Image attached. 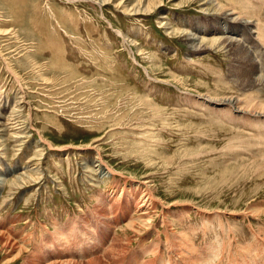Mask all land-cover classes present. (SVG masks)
Masks as SVG:
<instances>
[{
  "label": "rangeland",
  "instance_id": "374dc122",
  "mask_svg": "<svg viewBox=\"0 0 264 264\" xmlns=\"http://www.w3.org/2000/svg\"><path fill=\"white\" fill-rule=\"evenodd\" d=\"M260 1L0 0V264H264Z\"/></svg>",
  "mask_w": 264,
  "mask_h": 264
},
{
  "label": "bare ground",
  "instance_id": "6f19581e",
  "mask_svg": "<svg viewBox=\"0 0 264 264\" xmlns=\"http://www.w3.org/2000/svg\"><path fill=\"white\" fill-rule=\"evenodd\" d=\"M260 1V0H259ZM260 4H264V0H261L260 1ZM221 5L220 4H218V8L219 9H221L222 8V6L220 7ZM243 6V5H242ZM227 8V7H226ZM149 9V8H148ZM233 11H235V10H233ZM240 12V11H239ZM223 13V12H222ZM232 12H230V13H228V14H231ZM236 13V12H235ZM228 14H226V13H224V18H223V21H224V23L223 24H221V26H219V27H217L218 28V30L216 29L215 31H216V33H217V31L218 32H221L219 35H220V38H218V39H222L224 42H227V44H231L233 41L235 42V41H242L241 39H252V41L254 40V41H256V44H261V46L262 47H264V22H260L259 20H255L254 22L255 23H252V24H249L248 25V27L247 26H243L244 27V29H242V31H237L236 32V29L233 27V26H231V25H229V23L227 22L228 20H230L229 19V17H226ZM248 14H249V12H248ZM245 16V15H244ZM239 17H240V15H239ZM230 18H231V16H230ZM237 18H238V16H237ZM225 19V20H224ZM233 19V18H232ZM239 19V18H238ZM245 20V19H244ZM242 21L241 20V18H240V24H246V22H248V20L247 21ZM226 21V22H225ZM235 21V20H234ZM236 22V21H235ZM250 22V21H249ZM247 25V24H246ZM244 30H246L247 31V34H244V35H246V37L244 38V36H243V38H238V37H240V34L241 33H244ZM249 33V34H248ZM253 33L255 34V36H251V35H253ZM189 34V33H188ZM191 34V33H190ZM236 35V36H235ZM189 37V39L191 40V41H195V40H197L196 39V37H195V33H193V35H189L188 36ZM188 37H187V39H188ZM193 39H195V40H193ZM201 39H203V38H200V40ZM217 38H214V40L216 41V40H218ZM251 41V40H250ZM248 43H249V41H248ZM240 44V43H239ZM244 44V43H243ZM200 45V44H199ZM242 45V44H241ZM248 46H249V44H248ZM245 47V46H244ZM252 49L254 48L253 46L251 47ZM254 50H257V48L256 49H254ZM260 50V49H259ZM258 51V50H257ZM263 51V50H262ZM264 53V52H263ZM254 55V54H253ZM263 61H264V58H263ZM247 94V93H246ZM245 94V95H246ZM202 97V96H201ZM255 97H257V96H255ZM207 98H209V97H207ZM255 99H257V98H255ZM207 100V99H206ZM247 100V99H246ZM18 101V100H17ZM20 101V100H19ZM213 101V100H212ZM203 102V101H202ZM236 102H239L238 100H235L234 102H232L231 100H219L218 99V102H213L214 104H222V105H231V107H233L232 105V103H234V106H235V112H240L241 114H246V115H248V116H250L251 118H256V119H260L261 120V122H258L259 120H251V121H253V123L252 124H256V123H262L261 124V126L260 127H258V125H252V126H254V127H257V128H261V129H264V104H262V103H264V102H262V103H260V102H256L255 103V106L257 107L256 108V111H251L252 113H247L246 111V109H244V108H242L241 106H236ZM242 102V101H241ZM245 102V101H244ZM249 102V101H248ZM14 103H16L15 101H14ZM202 104V103H201ZM246 104V103H245ZM13 105V104H12ZM16 105H18V104H16ZM13 106H15V105H13ZM246 106H247V104H246ZM243 107H244V105H243ZM250 107V106H249ZM212 108V107H211ZM248 108V107H247ZM230 109H232V108H230ZM233 109V110H234ZM228 110V109H227ZM228 111H230L231 112V110H228ZM223 113V112H222ZM226 114V113H225ZM223 115V114H222ZM227 115V114H226ZM218 116V115H217ZM228 116V115H227ZM242 116V115H241ZM241 116H239V117H241ZM249 117V118H250ZM243 119V118H242ZM3 123H5V122H3ZM3 123H1L0 125H2L3 126ZM250 124V123H249ZM244 125V124H243ZM259 130V129H258ZM261 134V133H260ZM256 137V136H255ZM261 138V137H260ZM260 138H258V139H260ZM257 139V140H258ZM262 139V138H261ZM260 139V140H261ZM253 141H254V139H253ZM263 141V140H262ZM258 142V141H257ZM261 142V141H260ZM248 143V142H247ZM259 143V142H258ZM229 144V143H228ZM264 144V143H263ZM223 150V149H222ZM234 150V149H233ZM263 152H264V150H263ZM264 154V153H263ZM260 157V156H259ZM257 158V157H256ZM255 158V159H256ZM261 158V157H260ZM264 158V157H263ZM259 162V161H258ZM264 163V162H263ZM100 164H101V162H100ZM99 164V165H100ZM95 165H98V164H95ZM261 167V166H260ZM263 167V166H262ZM258 170V169H257ZM111 171L110 170H108V169H106V173H110ZM147 187V186H146ZM145 193V192H144ZM147 195H148V197H149V195H150V192H149V190H148V192L146 193ZM145 195V194H144ZM143 196V195H142ZM141 197V196H140ZM139 197V198H140ZM148 197H146L145 199H147ZM144 199V198H143ZM149 199V198H148ZM147 199V200H148ZM150 199H151V196H150ZM139 201V200H138ZM153 201V200H152ZM151 201V202H152ZM142 202V201H141ZM143 203V202H142ZM149 203H150V200H149ZM147 204V203H146ZM151 205V204H150ZM149 205V206H150ZM154 205V204H153ZM137 209V208H136ZM151 209V208H150ZM142 210V209H141ZM144 211V210H143ZM142 211V212H143ZM145 212V211H144ZM143 212V213H144ZM139 213V212H138ZM146 213V212H145ZM153 213V212H152ZM144 215V214H143ZM146 215V214H145ZM137 217V216H136ZM149 217V216H148ZM179 217V216H178ZM145 218V217H144ZM139 220V219H138ZM142 220V219H141ZM143 221V220H142ZM144 222V221H143ZM162 223V222H161ZM164 223V222H163ZM167 224V223H166ZM131 225V224H130ZM129 225V226H130ZM133 225V224H132ZM58 232V231H57ZM176 234H178V233H175V235ZM180 234V233H179ZM174 235V236H175ZM173 236V235H172ZM177 236V235H176ZM67 237V236H66ZM227 239V238H226ZM116 240V239H115ZM165 240V239H164ZM227 241V240H226ZM257 241V240H256ZM261 241H263V244H264V239H262ZM188 242H189V240H188ZM255 242V241H254ZM166 243V242H165ZM256 243V242H255ZM258 243V242H257ZM256 243V244H257ZM116 244V243H115ZM186 244V243H185ZM190 244V243H189ZM222 244V243H221ZM251 244V243H250ZM250 244H247V245H250ZM254 244V243H253ZM260 244V243H259ZM113 245V244H112ZM117 245V244H116ZM115 245V246H116ZM172 245V244H171ZM207 245V244H206ZM217 245V244H216ZM244 245V244H243ZM181 246V245H180ZM230 246V245H229ZM245 247H246V245H244ZM264 246V245H263ZM156 247V246H155ZM154 247V248H155ZM183 247V246H182ZM186 247V246H185ZM237 247V246H236ZM254 247V246H253ZM117 248V247H116ZM153 248V247H152ZM190 248L191 249H193L191 246H188V249H189V251H190ZM239 248H242V246L240 247V245H239V247H238V249ZM244 248V247H243ZM259 248V250H262L263 251V249H260V248H262V247H258ZM109 249V248H108ZM247 249H250L249 247L247 248ZM256 249V248H255ZM111 250H112V248H111ZM186 250V252H187V249H185ZM194 250H195V248H194ZM211 250H213V249H211ZM236 250H237V248H236ZM240 250V249H239ZM251 250V249H250ZM258 249H256V251H257ZM259 250H258V252H259ZM109 251V250H108ZM113 251V250H112ZM243 251H245L244 249L242 250V254L241 255H239L238 257V259H237V263L236 264H252V263H254L255 264V262L257 263V264H260V258H261V256H262V254H261V256L258 258V259H256V257H257V255L258 254H256L255 253V255H254V257H253V259L251 258V256L253 255V253H252V255H250V252L249 251H247V252H243ZM111 252V251H110ZM152 252V251H151ZM155 251H153V253H154ZM194 252V251H193ZM224 252V251H223ZM255 252V251H254ZM117 253V252H116ZM152 253V254H153ZM179 253V252H178ZM189 253V255L192 253H190V252H188ZM215 253V252H214ZM240 253H241V251H240ZM175 254V256H178V254L175 252L174 253ZM180 254V253H179ZM231 254V253H230ZM234 254V253H233ZM238 254V253H237ZM184 255V254H183ZM192 255V254H191ZM190 255V256H191ZM207 255V254H206ZM225 255V254H224ZM185 256H187V255H185ZM212 256V255H211ZM264 256V255H263ZM215 257V256H214ZM230 257V256H229ZM236 257V256H235ZM173 258H175V257H173ZM187 258H188V256H187ZM207 259V258H206ZM211 259V258H210ZM193 260V259H192ZM192 260H191V262H192ZM145 261V260H144ZM155 261V260H154ZM194 261V260H193ZM196 261V260H195ZM226 261V260H225ZM149 262V261H148ZM151 262V261H150ZM198 262V261H197ZM200 262V261H199ZM173 263H174V261H173ZM185 263H186V261H185ZM184 263V264H185ZM188 263V262H187ZM166 264V263H165ZM191 264V263H190ZM192 264H194V262L192 263ZM199 264V263H198Z\"/></svg>",
  "mask_w": 264,
  "mask_h": 264
}]
</instances>
